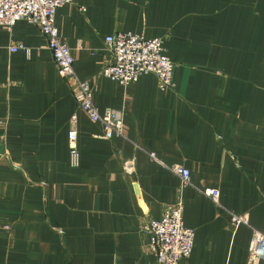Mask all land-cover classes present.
I'll use <instances>...</instances> for the list:
<instances>
[{"label": "crops", "instance_id": "obj_1", "mask_svg": "<svg viewBox=\"0 0 264 264\" xmlns=\"http://www.w3.org/2000/svg\"><path fill=\"white\" fill-rule=\"evenodd\" d=\"M55 25L95 107L122 113V136L78 107L36 26L0 27V264H157L145 227L179 202L195 234L179 264H246L264 230V0H72ZM119 33L164 41L172 89L102 76Z\"/></svg>", "mask_w": 264, "mask_h": 264}, {"label": "built area", "instance_id": "obj_2", "mask_svg": "<svg viewBox=\"0 0 264 264\" xmlns=\"http://www.w3.org/2000/svg\"><path fill=\"white\" fill-rule=\"evenodd\" d=\"M72 0H0V27L10 30L17 22L25 21L36 26L46 41L58 74L66 79L75 90L78 107L92 122L102 125L108 138L111 134L122 136L123 116L117 110L106 109L103 112L92 102V93L86 82L80 81L73 68L74 58L71 50L62 42L55 25L57 9L70 4ZM111 55L110 62L103 68L102 76L122 85L135 83L140 77L152 74L158 80L161 91L173 88L175 65L166 55L164 41L160 38L146 39L132 33H119L104 39ZM20 44L10 47L11 52L22 50ZM74 119V118H73ZM70 157L73 164L78 162L75 146L76 134L68 133ZM151 157H154L151 154ZM132 170V162L126 164ZM180 178L183 186L190 184L189 171L180 165L164 166ZM214 204L218 205L219 192L215 189L202 192ZM183 204L181 202L164 209L158 220L151 221L144 232L150 237V248L157 264H179L190 257L194 246V231L183 223ZM231 224L235 227L247 225L244 216L231 214ZM246 264H264V230L253 232L248 249Z\"/></svg>", "mask_w": 264, "mask_h": 264}]
</instances>
